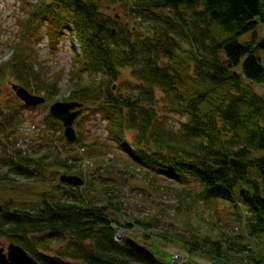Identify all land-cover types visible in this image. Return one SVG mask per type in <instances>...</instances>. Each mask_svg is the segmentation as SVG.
Returning <instances> with one entry per match:
<instances>
[{"label":"trees","instance_id":"16d2710c","mask_svg":"<svg viewBox=\"0 0 264 264\" xmlns=\"http://www.w3.org/2000/svg\"><path fill=\"white\" fill-rule=\"evenodd\" d=\"M120 1L148 24V35L107 15L103 3L110 7ZM28 14L1 73H10L29 92L54 96L56 83L50 85L35 68L31 46L42 29L52 47L73 31L82 47L75 66L91 79L80 77L79 83L89 86L71 99L89 105L88 111L100 114L118 137L135 133V150H127L133 168L145 167L154 178L197 181L201 199L225 200L237 210L245 206L251 232L264 234V98L241 77L264 85V37L258 34L264 0H37ZM247 35L250 39L242 41ZM126 68L133 80L115 84ZM98 73L104 76L99 81ZM173 113L187 120L175 128L169 122ZM20 116L14 109L0 117V134L8 141L10 130L22 123ZM2 161L27 177L35 173L32 167H40L20 153ZM7 179L0 175V181ZM121 207L82 196L29 210L4 204L0 237L16 242L39 264H171L130 238L118 240L114 223L120 224L109 210ZM133 225L124 224L126 230ZM160 235L182 241L191 251L225 250L218 241L208 245L196 236Z\"/></svg>","mask_w":264,"mask_h":264},{"label":"rangeland","instance_id":"374dc122","mask_svg":"<svg viewBox=\"0 0 264 264\" xmlns=\"http://www.w3.org/2000/svg\"><path fill=\"white\" fill-rule=\"evenodd\" d=\"M36 2L0 0V68L12 57V48L21 38L22 28L29 18V9ZM123 4L122 1L114 2L109 7L104 2L103 8L108 7L107 15L129 22L137 31L148 35L151 31L148 24L129 13ZM258 34L260 38L264 37V24L259 25ZM34 38H38L31 46L35 68L50 85L56 83V89L52 91L55 95L31 91L32 95L43 97L46 103L35 108L26 107L14 97L12 85L18 83L10 73L0 71V108H4L0 117L14 109H18L22 117L18 130L9 132L13 134L11 141L0 134V175L8 177L0 181V205L9 204L12 210H29L45 201H63L80 196L87 202L101 205L112 200L114 204L122 205L120 212L109 210L110 217L120 224L114 223L118 240L130 238L168 263L264 264V234L251 232L246 207L241 206L237 210L234 203L225 200L201 199L202 186L192 179L190 183H184L171 178H154L145 167L135 170L127 153V150H135L133 131L128 130L118 137L114 127L109 132L108 122L100 114L88 111L89 105L85 107L83 104L74 123L77 141L69 143L63 124L58 120L59 124H52L51 119L54 118L50 108L58 102H76L71 97L86 87L88 83L83 81L91 79L89 74H82L75 66L76 55L82 47L73 31L61 36L55 47L50 45L45 29ZM247 39L250 35L243 37L242 41ZM260 55L264 60V51ZM97 75V81L104 78L102 73ZM80 77L82 83H79ZM241 77L245 85L264 98V85L247 80L242 74ZM124 80H133L131 69H122L115 84L119 85ZM186 120L184 115L173 113L169 122L177 128ZM16 153L39 164L40 167H32L35 172L32 176L16 174L3 164V159ZM63 176H77L83 184L64 183L61 180ZM136 220L143 221L144 226L137 224ZM125 223L134 225L126 230ZM163 232L196 236L208 240V245L218 241L223 243L225 250L220 254L191 251L182 241L161 238ZM29 238L34 239V234H29ZM0 242L6 249L11 243L17 244L6 237H0ZM232 243L239 244V247ZM53 247L57 248V244Z\"/></svg>","mask_w":264,"mask_h":264},{"label":"water","instance_id":"95a60500","mask_svg":"<svg viewBox=\"0 0 264 264\" xmlns=\"http://www.w3.org/2000/svg\"><path fill=\"white\" fill-rule=\"evenodd\" d=\"M12 90L27 106L37 107L46 103L43 97L32 95L27 89L19 85H12ZM81 108H83V104L79 102H58L50 108L51 116L63 124L65 137L70 143L77 140L74 123L81 114ZM61 180L76 186L83 184V180L77 176H63ZM0 264H39V262L20 245L11 243L6 249L0 242Z\"/></svg>","mask_w":264,"mask_h":264}]
</instances>
